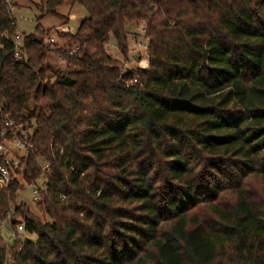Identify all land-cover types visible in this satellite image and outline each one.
<instances>
[{
	"label": "trees",
	"instance_id": "1",
	"mask_svg": "<svg viewBox=\"0 0 264 264\" xmlns=\"http://www.w3.org/2000/svg\"><path fill=\"white\" fill-rule=\"evenodd\" d=\"M71 1L89 16L52 49L61 71L34 34L16 57L17 19L0 0V144L32 143L17 172L49 217L18 201V177L0 186V223L13 212L26 232H0V264H264V206L241 186L220 203L233 169L264 181V0ZM134 22L148 53L124 67L108 42L128 55Z\"/></svg>",
	"mask_w": 264,
	"mask_h": 264
},
{
	"label": "rangeland",
	"instance_id": "2",
	"mask_svg": "<svg viewBox=\"0 0 264 264\" xmlns=\"http://www.w3.org/2000/svg\"><path fill=\"white\" fill-rule=\"evenodd\" d=\"M14 5L13 13L18 23V30L23 35L34 34L38 37L45 39L46 47H49V37H54L56 40L55 46H66L69 37L63 35V28L70 27L73 32H76L82 21L89 16V10L80 2H72L71 0H64L61 5L57 8V13L47 12L41 7L42 0H12ZM129 31V45L130 52L128 55H123L120 51L115 35L112 33L108 42V50L112 56L118 58L124 67H135L138 65L141 54L138 48V43L143 42L146 38L144 37V25L137 24L136 22L130 23L127 26ZM56 49V48H55ZM74 49H77L74 47ZM48 51V63L53 65L54 68L64 71L68 68L67 61L57 52ZM14 131L22 129L20 125H15L14 122L11 126ZM23 132V130H21ZM24 135H30L28 132H23ZM29 140V138H27ZM8 147H11V142L7 141ZM10 157L13 159L14 168L17 165H22L24 170L25 163L24 159L28 153V149L10 148ZM243 172H246L245 170ZM243 172L236 171L233 169L232 180L227 184V189L221 194L222 207L232 206L236 201V189L239 186L245 189L247 197L257 206H264V181L258 175H248L244 178ZM17 177L24 184L18 195V201L25 202L29 205L30 209L48 220L49 217L45 213L41 212L37 206L35 199L34 190L36 186L28 185L24 181L23 173H18ZM197 214L203 221H210L212 215L209 207L204 203L197 210ZM11 218H16L20 223L24 224L23 219L18 214L11 213L10 217L6 221H2L0 232L10 242H13L16 238L21 239L26 235L25 231L19 232V235L13 231L11 227ZM18 227V225H17ZM34 240L37 239L36 235H30Z\"/></svg>",
	"mask_w": 264,
	"mask_h": 264
},
{
	"label": "built area",
	"instance_id": "3",
	"mask_svg": "<svg viewBox=\"0 0 264 264\" xmlns=\"http://www.w3.org/2000/svg\"><path fill=\"white\" fill-rule=\"evenodd\" d=\"M9 3V8L11 11L14 10V5L12 4V0H7ZM64 32H72V29L70 27L67 28H63ZM24 39H25V35H23V33L19 30H17L16 34H15V55L18 59L22 60L24 58V56L26 55V50L24 47ZM56 40L54 37H49V47L50 49H55L56 46ZM138 48L140 50L141 54V59H144L147 56L148 53V40L145 39L143 42L138 43ZM78 49V48H77ZM77 49H74L73 51L76 52ZM2 111V103L0 102V112ZM7 125L11 128V126L13 125V121L12 120H8L7 121ZM11 130L14 132L13 128H11ZM7 132L4 131L2 136L5 138L6 137ZM26 138H30V135H25ZM7 141L3 142L2 144H0V153H2L3 155H5V159L4 162L2 164H0V186L1 187H9L16 179L17 174H18V169L22 168V165H17L16 169L14 168V163H13V159L10 157L9 153L11 151L10 148H19V149H28L30 150L32 148V143H26L23 142L18 136H15V138L13 139V141H11V147H8V145L6 144ZM45 168H48V165L45 166ZM34 194H35V199L38 200L39 199V188L36 187V189L34 190ZM0 228H1V224H0ZM18 229L20 231H24V224L23 223H18Z\"/></svg>",
	"mask_w": 264,
	"mask_h": 264
}]
</instances>
